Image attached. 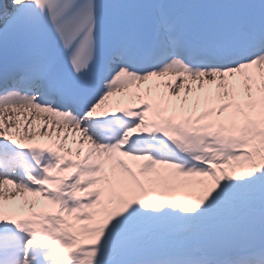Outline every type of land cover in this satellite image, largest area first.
<instances>
[{
    "label": "snow or ice",
    "instance_id": "snow-or-ice-1",
    "mask_svg": "<svg viewBox=\"0 0 264 264\" xmlns=\"http://www.w3.org/2000/svg\"><path fill=\"white\" fill-rule=\"evenodd\" d=\"M0 264H264V0H0Z\"/></svg>",
    "mask_w": 264,
    "mask_h": 264
},
{
    "label": "bare ground",
    "instance_id": "bare-ground-1",
    "mask_svg": "<svg viewBox=\"0 0 264 264\" xmlns=\"http://www.w3.org/2000/svg\"><path fill=\"white\" fill-rule=\"evenodd\" d=\"M45 117H43V116H37L36 117V119H37V121H42V119H44Z\"/></svg>",
    "mask_w": 264,
    "mask_h": 264
}]
</instances>
